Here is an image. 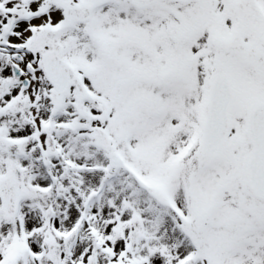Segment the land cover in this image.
Listing matches in <instances>:
<instances>
[{
    "label": "snow or ice",
    "instance_id": "obj_1",
    "mask_svg": "<svg viewBox=\"0 0 264 264\" xmlns=\"http://www.w3.org/2000/svg\"><path fill=\"white\" fill-rule=\"evenodd\" d=\"M0 264H264V0H0Z\"/></svg>",
    "mask_w": 264,
    "mask_h": 264
}]
</instances>
